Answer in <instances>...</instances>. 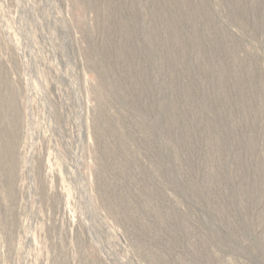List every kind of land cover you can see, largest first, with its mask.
Instances as JSON below:
<instances>
[{"label":"rangeland","instance_id":"1","mask_svg":"<svg viewBox=\"0 0 264 264\" xmlns=\"http://www.w3.org/2000/svg\"><path fill=\"white\" fill-rule=\"evenodd\" d=\"M0 264H264V0H0Z\"/></svg>","mask_w":264,"mask_h":264}]
</instances>
